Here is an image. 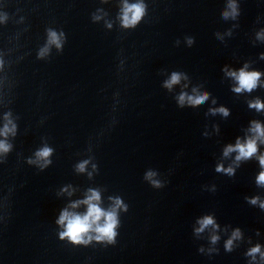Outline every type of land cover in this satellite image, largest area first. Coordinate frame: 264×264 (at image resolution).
<instances>
[{
	"label": "water",
	"instance_id": "water-1",
	"mask_svg": "<svg viewBox=\"0 0 264 264\" xmlns=\"http://www.w3.org/2000/svg\"><path fill=\"white\" fill-rule=\"evenodd\" d=\"M142 2L145 15L124 27L125 0H0V129L6 113L16 125L0 136L12 145L0 153V264H248V248L264 250V210L246 199L264 200L259 160L224 155L253 120L264 125L248 106L264 102V87L236 93L227 75L247 64L264 85V0H235L239 14L227 19L229 0ZM50 30L64 33L63 51L48 44ZM173 72L181 80L168 89ZM181 92L208 99L180 105ZM221 107L227 116L210 111ZM45 145L52 163L42 170L28 159ZM150 170L162 188L144 179ZM89 189L106 211L110 197L128 206L115 244L59 238L61 211ZM205 215L218 228L196 233Z\"/></svg>",
	"mask_w": 264,
	"mask_h": 264
},
{
	"label": "clouds",
	"instance_id": "clouds-1",
	"mask_svg": "<svg viewBox=\"0 0 264 264\" xmlns=\"http://www.w3.org/2000/svg\"><path fill=\"white\" fill-rule=\"evenodd\" d=\"M228 9L223 13V17L227 19L229 16L235 18L238 13V8L235 3V0H229ZM146 5L142 2L128 4L127 0H125L121 22L124 27H134L141 18L145 15ZM99 17H95L98 19ZM111 25H109L110 27ZM258 36H264V32L258 33ZM64 33L61 32L59 35L55 31H49V45H55L57 49L63 51L64 44ZM178 43V41H177ZM187 43L191 46L193 44V38L189 37L187 39ZM48 51V47L46 46L41 50L40 55L43 56ZM247 64L239 69V71H227V75L231 76L237 83L233 88V91L236 93L241 92H252L259 86L264 87V85L260 82L261 73L259 71H248ZM181 80V74L178 72H173L170 79L165 81V87L171 89L174 84H178ZM196 89H193V93H196ZM178 103L180 105H184L185 103L197 106L203 104L208 99V93L202 92L194 95H188L187 93L181 92L178 96ZM215 103V101H213ZM250 108L256 109L257 112L264 111V102H262L259 98L250 101ZM210 111L215 114L217 111L221 112L223 115H228V110L226 108L219 109H210ZM10 114H5V124L2 129H0V136H4L5 138L11 133L12 135L16 134V125L9 118ZM249 131L252 135L248 136L243 141L237 139L234 145H228L224 150V155L227 156L229 153L236 152V161L239 162L241 160H248L252 157H256L259 160V164L261 166V171L259 175L256 177V184L260 187H264V153H258V142L264 144V125H262L259 121L253 120L251 124V128ZM12 145L7 142L6 139L0 140V153L7 154L10 152ZM53 149L45 145L44 147L37 150L34 154V158H29V164H36L40 169H45L48 165L52 163L49 157L52 155ZM4 161H0L3 163ZM88 163L87 160L81 162L77 166L78 171H84L85 166ZM95 167V165L93 166ZM218 172L223 171L228 175L234 174V168L229 166L224 168L223 165H218ZM157 174L154 171H148L144 179L148 180L151 185L155 188H162L163 184L160 180L154 179ZM110 199L114 200L113 206L109 210H104L99 206L100 201V193L96 190L89 189V194L86 199L78 200L69 205L68 208H65L61 211L58 220L56 223L63 227V231L59 233V238L64 240L67 238L73 244L76 245H88L93 239L100 242L106 241L107 244H115L117 237V227L119 225L118 219V209L123 208V210L127 211L128 206L123 203V201L119 197ZM248 202L252 205H259V207L264 210V200H261L259 196H253L251 198H247ZM80 204H86L87 211L84 214H80L69 209H75ZM199 227L195 229L196 233L203 232L206 228L211 226L213 229L218 228L213 216L205 215L198 221ZM95 233V235H92ZM242 238V234L239 228L235 229L231 236L225 242V251L231 252L234 247V241ZM219 240V236L213 234L211 236V242L215 244ZM203 251V248L200 249ZM213 249H209V252H212ZM218 252V249L215 250ZM247 257L250 258L248 264H264V250L260 244H256L250 248H248L245 253ZM259 257V259H257Z\"/></svg>",
	"mask_w": 264,
	"mask_h": 264
}]
</instances>
